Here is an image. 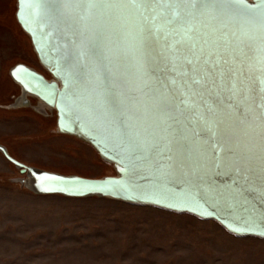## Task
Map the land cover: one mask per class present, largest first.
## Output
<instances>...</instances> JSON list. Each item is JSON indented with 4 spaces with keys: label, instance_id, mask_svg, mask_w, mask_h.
Listing matches in <instances>:
<instances>
[{
    "label": "water",
    "instance_id": "1",
    "mask_svg": "<svg viewBox=\"0 0 264 264\" xmlns=\"http://www.w3.org/2000/svg\"><path fill=\"white\" fill-rule=\"evenodd\" d=\"M245 3L256 8L258 0ZM51 7L19 0L17 17L55 81L49 82L25 66L16 69L22 68L30 93L57 109L60 130L91 144L106 162L117 168L119 176L86 179L43 174L36 184L31 181L35 192L73 198H114L189 213L215 220L237 236L264 238L259 234L264 230V194L259 190V181L255 187L243 186L241 190L230 166L245 147L259 154L264 146L259 122L237 129L240 147L228 159V154L221 152L219 167H214L216 157L211 142L203 137L199 145L193 139L178 141L173 151L177 167L171 174L157 171L158 157L144 159L137 153L133 160L127 151L130 127L146 136L160 130L162 117L152 93L132 91L134 73L120 56L125 34L133 22L130 6L107 12L93 10L85 19L75 12L54 15ZM78 7L82 11L87 6ZM216 23L232 29L238 27L230 20ZM158 68L159 64L152 65L153 79L163 75ZM255 163L258 165V160ZM25 171L30 175L33 169ZM238 190L240 195H236Z\"/></svg>",
    "mask_w": 264,
    "mask_h": 264
},
{
    "label": "rangeland",
    "instance_id": "2",
    "mask_svg": "<svg viewBox=\"0 0 264 264\" xmlns=\"http://www.w3.org/2000/svg\"><path fill=\"white\" fill-rule=\"evenodd\" d=\"M18 3L0 0V264H264V238L237 236L212 219L35 192L26 168L86 179L119 172L61 131L57 109L14 79L25 66L55 81L18 21Z\"/></svg>",
    "mask_w": 264,
    "mask_h": 264
},
{
    "label": "snow or ice",
    "instance_id": "3",
    "mask_svg": "<svg viewBox=\"0 0 264 264\" xmlns=\"http://www.w3.org/2000/svg\"><path fill=\"white\" fill-rule=\"evenodd\" d=\"M51 5L54 15L130 6L132 25L120 56L134 73L133 92H149L162 119L159 131L144 136L130 127L127 151L135 160L156 158L157 171L171 174L180 139L211 142L219 167L240 147L237 129L259 122L264 132V0L256 8L245 0H32ZM86 5L82 11L78 6ZM230 20L237 28L216 22ZM153 64H159L153 79ZM264 139V136H262ZM258 160V165L255 161ZM230 166L237 183L264 194V146L245 147ZM49 190V189H44ZM240 195V190L236 192ZM260 235H264L262 230Z\"/></svg>",
    "mask_w": 264,
    "mask_h": 264
},
{
    "label": "bare ground",
    "instance_id": "4",
    "mask_svg": "<svg viewBox=\"0 0 264 264\" xmlns=\"http://www.w3.org/2000/svg\"><path fill=\"white\" fill-rule=\"evenodd\" d=\"M22 68H20V69H16L14 72H13V77H14V79L19 83V85L22 87H24V90H25V92L26 93H28V94H31L32 96L34 95V96H36V97H38L40 100H42L41 99V97H39L38 95H36V94H33V93H30V89L27 87V85H26V82H25V80H24V76L22 75V70H21ZM43 101V100H42ZM44 103H46L45 101H43ZM49 107H51V108H54L53 106H51V105H49L48 103H46ZM0 150H2L1 148H0ZM43 174H44V176H45V174H51V173H44V172H42V171H37V170H35V169H33V172H31V178H32V182H33V184L35 183V181L37 180V179H40V178H42V176H43ZM36 183H37V181H36ZM35 183V184H36ZM32 185V184H31ZM104 198V197H103ZM108 199H113V200H115L114 198H108Z\"/></svg>",
    "mask_w": 264,
    "mask_h": 264
}]
</instances>
